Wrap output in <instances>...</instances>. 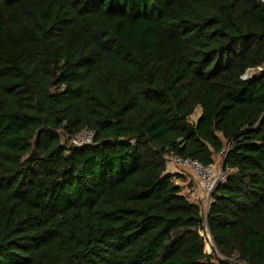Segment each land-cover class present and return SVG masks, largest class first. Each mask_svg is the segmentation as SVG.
Here are the masks:
<instances>
[{
  "label": "trees",
  "instance_id": "trees-1",
  "mask_svg": "<svg viewBox=\"0 0 264 264\" xmlns=\"http://www.w3.org/2000/svg\"><path fill=\"white\" fill-rule=\"evenodd\" d=\"M167 154L223 155L206 216ZM239 263L264 264V2L0 0V264Z\"/></svg>",
  "mask_w": 264,
  "mask_h": 264
},
{
  "label": "built area",
  "instance_id": "built-area-1",
  "mask_svg": "<svg viewBox=\"0 0 264 264\" xmlns=\"http://www.w3.org/2000/svg\"><path fill=\"white\" fill-rule=\"evenodd\" d=\"M259 1L264 2V0H259ZM92 141H93V132L88 129H83L69 139V144L74 146H80L85 143H91ZM164 157L167 161V164H170L171 168H174L169 172L174 173L173 171L178 167H188L191 170H193L195 174L198 176V183H195V189L198 187V189L202 191L203 195L207 198L206 211L204 212V215L206 216L207 209L211 200V193L213 192L217 184L223 181L225 174L223 175L221 170L219 171L215 170L213 165H209L205 167L196 161L185 160L177 156L168 155V154L165 155ZM205 229L207 230V228ZM239 264H244V263H239Z\"/></svg>",
  "mask_w": 264,
  "mask_h": 264
},
{
  "label": "rangeland",
  "instance_id": "rangeland-1",
  "mask_svg": "<svg viewBox=\"0 0 264 264\" xmlns=\"http://www.w3.org/2000/svg\"><path fill=\"white\" fill-rule=\"evenodd\" d=\"M259 69L257 70H250L249 75L252 73L258 72ZM245 75V77L248 76ZM199 107H197L194 111V113L190 117L191 122H196L197 118L199 116ZM222 160H223V155L222 154H215L214 155V163L213 166L215 170H221L223 175L224 172L222 170ZM168 168L167 170H173L174 168H171L170 164H167ZM176 170V171H175ZM173 172L177 174V177L174 178L175 183L181 185L183 187V193L187 195L190 201L196 202L200 205L201 211L204 215V212L206 211V205H207V198L203 195L202 191L198 189V187L195 189V183H198V176L195 174L193 170H191L188 167H178L176 168ZM201 235L203 236L204 239V252L206 254L210 253L212 248H213V243H212V238L209 234V232L206 229L201 230Z\"/></svg>",
  "mask_w": 264,
  "mask_h": 264
}]
</instances>
